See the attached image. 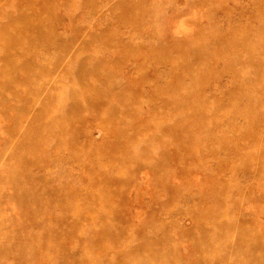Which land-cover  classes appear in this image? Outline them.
I'll use <instances>...</instances> for the list:
<instances>
[{"label": "rangeland", "instance_id": "rangeland-1", "mask_svg": "<svg viewBox=\"0 0 264 264\" xmlns=\"http://www.w3.org/2000/svg\"><path fill=\"white\" fill-rule=\"evenodd\" d=\"M16 236L1 264H264V0H0Z\"/></svg>", "mask_w": 264, "mask_h": 264}, {"label": "bare ground", "instance_id": "bare-ground-1", "mask_svg": "<svg viewBox=\"0 0 264 264\" xmlns=\"http://www.w3.org/2000/svg\"><path fill=\"white\" fill-rule=\"evenodd\" d=\"M17 192L19 193V191L17 190ZM12 205V204H11ZM25 209V207L23 208V210ZM113 211V210H112ZM16 214V213H15ZM3 227H7V228H10L11 227V229L13 228V225H10V224H8V222H6L5 224H4V226ZM16 234L18 233V232H20V227L19 226H17V228H16ZM106 232H108V231H106ZM22 239L20 238V237H18V236H16L15 237V239H9L8 240V237H5L4 239H3V242H2V244L0 245V257L3 255V253L6 251V249H12L13 251H17V252H19V250H18V248H19V246H21V243H22V241H21ZM148 251V253H150V251L149 250H147ZM1 264V263H0Z\"/></svg>", "mask_w": 264, "mask_h": 264}]
</instances>
